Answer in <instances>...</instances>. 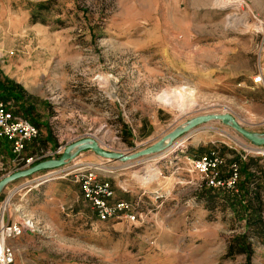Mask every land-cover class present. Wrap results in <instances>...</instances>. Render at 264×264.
I'll return each mask as SVG.
<instances>
[{
    "label": "rangeland",
    "instance_id": "obj_1",
    "mask_svg": "<svg viewBox=\"0 0 264 264\" xmlns=\"http://www.w3.org/2000/svg\"><path fill=\"white\" fill-rule=\"evenodd\" d=\"M262 21L264 0H0V80L33 97L39 129L25 144L29 166L0 137L12 150L9 161L0 153V181L77 151L1 188L5 217L35 225L6 240L12 264H264L256 230L250 255L230 252L247 215L229 206L228 190L206 192L189 160L215 150L223 175L249 157L264 169V144L221 118L132 160L88 144L128 155L223 113L264 135V85L253 79L264 71ZM89 171L112 183L114 200L134 204L135 221L97 217L79 185Z\"/></svg>",
    "mask_w": 264,
    "mask_h": 264
},
{
    "label": "built area",
    "instance_id": "obj_2",
    "mask_svg": "<svg viewBox=\"0 0 264 264\" xmlns=\"http://www.w3.org/2000/svg\"><path fill=\"white\" fill-rule=\"evenodd\" d=\"M253 79L254 82H260L264 85V72H260ZM38 133L39 129L34 123L15 115L10 107L0 101V137H5L11 141L14 161H17V163L24 162L27 166L35 161L34 156L25 158L23 152L26 141L35 137ZM189 160L193 168L201 172L207 186L233 188L239 180L240 172L236 164L232 165L231 173L226 178L221 176L219 165L222 160L218 151L214 150L192 158L189 157ZM79 183L83 198L91 203L93 209H96L100 220L115 217L130 221L137 219L134 204L125 199L114 200L112 183L99 177L97 172H87ZM5 214L6 208L4 207L0 211V264H12L15 251L12 246L6 243V240L16 238L26 230H33L35 225L30 218L14 221L10 220L9 217L6 218Z\"/></svg>",
    "mask_w": 264,
    "mask_h": 264
},
{
    "label": "trees",
    "instance_id": "obj_3",
    "mask_svg": "<svg viewBox=\"0 0 264 264\" xmlns=\"http://www.w3.org/2000/svg\"><path fill=\"white\" fill-rule=\"evenodd\" d=\"M32 98L33 97L30 95L27 96V93L21 84L16 83L15 81L10 79H6L4 81L0 80V101L6 103L9 102L11 104V106H9L10 110H12L15 115L27 118L29 120L30 118H32L33 121H31L35 125H37V120L32 117L33 112L36 109ZM233 164L238 165V169L240 172L239 180L233 188H227L224 186H208V188L204 190L209 193H211L215 189L228 190L227 196L229 206L235 212H242L247 215L248 219L245 232L234 239L233 243H231V245L229 246V250L232 253L245 252L250 255L252 252V243L250 241L251 235L249 234L251 233V230H256L258 232V236L264 238V223L261 217V210L263 209V202L261 200V193L263 188L261 177L264 176V169L263 167L261 168V165L252 157H249L248 160L245 161H243L242 159H238L230 163L227 175H223V172H221L222 177L226 178L231 173V167ZM252 165L257 166V169L262 175H258V173L252 172ZM94 210L98 217L96 209ZM248 214H250L249 217ZM252 225H254V229H252Z\"/></svg>",
    "mask_w": 264,
    "mask_h": 264
},
{
    "label": "water",
    "instance_id": "obj_4",
    "mask_svg": "<svg viewBox=\"0 0 264 264\" xmlns=\"http://www.w3.org/2000/svg\"><path fill=\"white\" fill-rule=\"evenodd\" d=\"M218 118L224 119V120H228V119H232L233 120V126L239 131L241 132L244 136H246L247 138H249L250 140H252L253 142H255L256 144H264V135H257L256 133L250 131L249 129L244 128L242 125H240L238 123V121L230 114L228 113H223V114H218ZM207 120V116H199L196 117L195 119H193V121H190V123L183 127L182 129H176L170 133H168L167 135L163 136V138L160 141H157L155 143H153L152 145L143 148L137 152L134 153H130V154H122V153H118V152H110V151H106L105 149H103L96 140H92L90 143H88L95 151H97L98 153H101L109 158H119V159H125V160H132V159H136L142 156H148V155H155L157 152H160L161 150H163V148L161 147V143L164 141H167L168 143H171L175 138L179 137L180 135H182V133L190 131L191 129L195 128L196 126H198L200 123L204 122ZM72 147L70 146L69 148L66 149V151L62 154V156L58 159L53 158V159H49V160H45L42 161L38 164H35L25 170H20V171H16L10 175H8L7 177H5L4 179H2L0 181V190L3 187V185L13 179L16 178H21V177H27L29 175H32L36 172H39L43 169L52 167V166H57L60 167L64 164H66L68 162V160L73 159L76 154L77 151L72 153Z\"/></svg>",
    "mask_w": 264,
    "mask_h": 264
},
{
    "label": "crops",
    "instance_id": "obj_5",
    "mask_svg": "<svg viewBox=\"0 0 264 264\" xmlns=\"http://www.w3.org/2000/svg\"><path fill=\"white\" fill-rule=\"evenodd\" d=\"M261 13H263V11H261ZM262 24L264 25V21H262ZM0 153L3 156V159H7L8 161L10 160V158L12 156V150H11V143H10V141H8V140H6L4 138H0ZM8 154H10L11 156H9ZM82 197H83V195H82Z\"/></svg>",
    "mask_w": 264,
    "mask_h": 264
},
{
    "label": "bare ground",
    "instance_id": "obj_6",
    "mask_svg": "<svg viewBox=\"0 0 264 264\" xmlns=\"http://www.w3.org/2000/svg\"><path fill=\"white\" fill-rule=\"evenodd\" d=\"M213 118H218V114H213V115H207V121L208 120H211V119H213ZM229 124H234L233 123V120L232 119H228V120H226ZM190 123V122H189ZM189 123H187L186 125H184L183 127H185V126H187ZM183 127H180V128H178V129H182ZM165 143H167L166 145H165ZM172 142L171 143H168L167 141H164V142H162L161 143V147L163 148V149H166V148H169V147H172Z\"/></svg>",
    "mask_w": 264,
    "mask_h": 264
}]
</instances>
